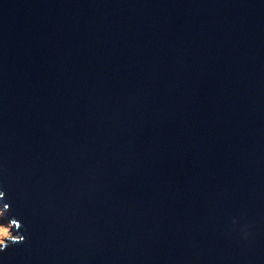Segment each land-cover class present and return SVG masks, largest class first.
<instances>
[{"label": "water", "instance_id": "1", "mask_svg": "<svg viewBox=\"0 0 264 264\" xmlns=\"http://www.w3.org/2000/svg\"><path fill=\"white\" fill-rule=\"evenodd\" d=\"M0 264H264V0H0Z\"/></svg>", "mask_w": 264, "mask_h": 264}, {"label": "rangeland", "instance_id": "2", "mask_svg": "<svg viewBox=\"0 0 264 264\" xmlns=\"http://www.w3.org/2000/svg\"><path fill=\"white\" fill-rule=\"evenodd\" d=\"M11 223L6 219V210L0 204V245L13 236Z\"/></svg>", "mask_w": 264, "mask_h": 264}, {"label": "bare ground", "instance_id": "3", "mask_svg": "<svg viewBox=\"0 0 264 264\" xmlns=\"http://www.w3.org/2000/svg\"><path fill=\"white\" fill-rule=\"evenodd\" d=\"M1 232V231H0Z\"/></svg>", "mask_w": 264, "mask_h": 264}]
</instances>
